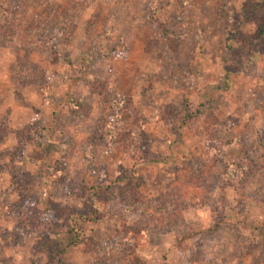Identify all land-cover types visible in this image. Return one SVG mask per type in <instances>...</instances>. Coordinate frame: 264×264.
I'll return each instance as SVG.
<instances>
[{
    "label": "rangeland",
    "instance_id": "rangeland-1",
    "mask_svg": "<svg viewBox=\"0 0 264 264\" xmlns=\"http://www.w3.org/2000/svg\"><path fill=\"white\" fill-rule=\"evenodd\" d=\"M261 25L264 0H0V264H264Z\"/></svg>",
    "mask_w": 264,
    "mask_h": 264
},
{
    "label": "trees",
    "instance_id": "trees-1",
    "mask_svg": "<svg viewBox=\"0 0 264 264\" xmlns=\"http://www.w3.org/2000/svg\"><path fill=\"white\" fill-rule=\"evenodd\" d=\"M258 30H259V32H258L259 36L264 37V25L259 26V29ZM50 41H53V39L52 38L43 39L42 42L40 40H35L34 41V44L36 46H42V43H43V45L46 44L44 46H48V48H51L52 49L54 45ZM53 53H54L55 58H56L57 61L65 64V65H67L69 67H74L75 66V63L72 62V61H70L67 57L61 58L59 56L58 52H57V49H54L53 50ZM116 98H117L118 101L115 98H113L112 100L113 101L116 100V102H114V105L117 107L116 109H118V115H121L123 112H127L128 109H129V107L127 109H125V106H124V104L122 102L123 99L121 97H119V96L116 97ZM196 114L197 113L191 112L189 109H187V111H185L184 116L180 119L181 125L182 126H189L190 127L193 124V122H194V117L196 116ZM119 120H120V118H118V121L117 122H119ZM115 126L112 127V128H110L109 131L107 132L109 136H111L113 134V131L117 132V125L115 124ZM238 164H240L238 167H240V168L242 167L243 168L244 165L247 164L246 163V159H242L240 162H237L236 164H231L230 163L228 165L229 172L227 174L231 176V173H233L236 170L235 168L237 167ZM233 166H235V168ZM46 170L49 173V176L50 175H54L53 172H55V169H53V167H49L47 165L46 166ZM35 204L36 205H31L30 207H27L26 206L27 208L24 207V209H22L23 213H26V216H24L25 218L23 219V221L25 222L26 225L27 224H30V223H33V221H34V218H31L30 217V214L31 213L34 214V215H37V216H39V214H40V210H39V207H38L36 201H35ZM24 210H25V212H24ZM28 213H30V214H28ZM96 215H97V213H96ZM77 216L79 218L81 217V215H78V214H77ZM84 218H87V220L89 222H93V220L97 219L95 216H92V214H89V215H87ZM43 233H44V231H43ZM67 234H68L67 235L68 236L67 237V243L65 245H58V246H56L55 249L53 250V252L51 253L52 256H56L57 254L58 255H63L64 252H65V250H67L69 248H75V247H77L79 245V243L81 242V240H82V237H81L82 236V233H81V231H76V227H72V229L69 230ZM44 237L42 236V239H44ZM132 238L133 237L130 234V237H127V238L123 237L121 240H122L123 243H127V242L133 240ZM42 247H43L42 250L45 251L46 249L44 248V246H42Z\"/></svg>",
    "mask_w": 264,
    "mask_h": 264
}]
</instances>
